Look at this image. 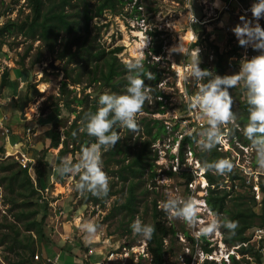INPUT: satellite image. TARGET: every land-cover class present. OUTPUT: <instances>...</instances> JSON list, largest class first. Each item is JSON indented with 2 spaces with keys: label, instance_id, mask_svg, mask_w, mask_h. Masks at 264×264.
<instances>
[{
  "label": "rangeland",
  "instance_id": "rangeland-1",
  "mask_svg": "<svg viewBox=\"0 0 264 264\" xmlns=\"http://www.w3.org/2000/svg\"><path fill=\"white\" fill-rule=\"evenodd\" d=\"M92 1L93 4H96V0ZM125 1V5L120 9L122 13L114 14L106 11L100 18H95L91 22L92 35L97 38L95 45L106 51L123 47V51L117 55L120 62L126 64L139 58L143 65L144 61L153 65L148 72L153 74L158 71L162 72L160 81L162 87L160 88L163 94L167 96L163 101L167 110L164 114H151L142 109L136 116L137 129L130 131L126 128H120V138L113 148L101 152L102 170L109 180V191L107 196L103 198L77 193L74 190V184L78 180V176L69 175L61 178L55 172V168L59 164V152L64 148L63 142L68 137L66 132L70 130L77 117V113L72 110L80 112L84 109L87 113L91 106L96 104V98L99 94L103 92L123 93L128 73L126 72L122 77H119L125 79L126 82L116 88H107L95 83L89 86L88 76L82 78V85H74L71 83L68 70L73 69L75 65L57 60L58 53L63 46L62 43L56 46L57 52H53L49 46L37 38L23 35L17 30L0 36V70H3V73L9 71L11 80L16 81L15 77L18 75L26 82V86L22 90L20 81L13 85L14 90L19 95V97L17 95L18 100L16 98L11 99V103L6 102L7 106L0 103V149L3 148L4 150L0 152V161H5L7 165L14 161L17 162L16 156H19L21 152L35 158L36 163L38 159H41L39 169L44 175L38 180L33 173L34 185L42 194H46L49 203L57 204L56 209L50 207L44 223L48 241L41 240L34 245L35 254L33 258L31 257L33 259L32 264L42 262L41 249L44 245L62 240L68 235L73 237V240L67 238V241H76L75 237L79 238L83 252L86 251L84 249L86 248L87 253L90 251L102 253L107 264H152V256L147 247L149 239L138 237L132 233L129 227L135 219L150 225H154L158 220L167 228L172 227L175 230L174 236L168 234L164 239V264H206L208 261L215 264H233L230 255H234L236 260L242 258L237 252L240 245L230 246L226 244L223 228L207 238L200 237L197 239L194 235L201 225H206L212 219L214 212L210 210L206 202L208 189L191 193L180 184L177 175L169 174L172 173L170 171L173 166L172 149L177 129L172 131L167 129V133H163L160 139L155 142L152 141L150 155L158 154L157 162L155 161L156 176L154 178H151L149 168L145 170L144 174L138 175L122 172L121 174L127 177V180L122 179L120 171L124 165L136 159L147 141L152 140L145 133V121L153 119L164 121L166 124L168 122L173 124L174 121H170L171 118L184 115L186 100L196 93L197 85L191 80L185 81L181 67L191 64L193 58L196 57L197 49L199 50L198 66L201 69L207 67L218 75H231L239 70L244 47L238 44L231 29L241 23L239 19L241 15L245 16L246 19H252L251 12L245 13L243 10L250 8L255 0H220V8L212 7L213 0ZM31 14L27 0H0V22L4 25L13 21L19 24L24 23ZM193 16L197 20L196 22H194ZM258 22L264 28V19H260ZM2 27L0 25V29ZM155 32L157 35L153 36L152 33ZM184 35H189V40L196 39V42L192 41L194 44L188 45V40L185 46H178L180 38ZM146 40L147 43L144 47ZM155 43L162 44L163 47L161 55L154 58L149 51ZM251 52L253 56L258 54L253 49ZM219 55L224 56L221 65H219ZM149 57L151 59L148 61ZM51 63L54 66H51ZM77 72V70L71 71V77L77 78ZM31 76L32 79L29 80ZM64 82H67V89L73 91L72 98L75 95L78 98L90 95L87 100L88 103L82 107L73 103L72 109H66L63 104L64 101L61 100V88ZM150 82L151 80L148 79V86ZM1 85L0 83V91L4 89ZM228 91L233 98L231 110L236 113L237 119L235 126L227 125L229 132L223 141V144L228 147L227 151L223 149L224 145L219 147L218 144L217 149L222 158H228L233 162L234 167L227 178L220 177L217 182L219 186L216 189L220 192L227 191L228 196L225 208L227 213L216 215L219 218H228L231 214L243 210L246 214V221L252 224L249 229L245 230L244 234L249 241L243 245L253 248L255 250L253 253L257 252L260 262L264 264V197L262 189L264 171L256 166L254 151L249 146V141L242 134V129L246 125V120L242 121L244 119L242 107L247 104L246 93L239 84L229 88ZM7 94L12 95L11 91L7 92L6 96ZM156 100L158 99L153 97L150 88L149 99L146 100L150 111L158 108ZM2 120L4 121L2 122ZM202 121L207 124L206 120ZM14 123L18 128L22 127L25 131L28 128L34 129L33 131L30 130L31 133L27 131L25 136L21 138L18 145L19 152L13 151L12 153L15 157H6L7 137L5 129L8 126L13 132H18V128L12 126ZM78 123L81 124L82 121ZM157 128L155 126L153 133L157 131ZM235 129L241 137L234 133ZM198 130L195 131V134ZM55 131H60L61 143L58 148L53 149L51 143ZM81 134L82 132L79 130L73 137L78 142L69 141L68 149L70 151L64 159L73 163L79 159L81 149L77 147ZM11 135L12 133L9 134L10 137L13 136ZM88 137L87 135L86 138ZM90 144L88 143L86 146ZM190 150L196 156L203 152L195 144L193 148L190 147ZM207 156L209 158V154ZM200 164L203 162L201 161ZM234 176L242 177L243 181L234 179ZM208 183L209 187L212 188L217 185L212 186L209 181ZM131 186H135L134 212L124 209ZM45 187L48 188L47 192H45ZM177 197L181 199L192 198L198 202L197 216L199 219L195 226L189 227L180 219H172L170 214L163 210L162 205L166 199ZM9 198L11 195L3 185H0V239L8 232L7 228H3L7 221L15 222L21 228L23 226L14 218L21 210L18 208L11 210L7 201ZM35 198L40 201V204L42 203L38 191ZM155 202L158 211L161 213L158 219L154 217ZM252 209L257 213L256 218H252L250 215ZM61 210L64 212L63 214H60ZM84 223L98 225L93 236L88 237L85 234L82 228ZM56 230L57 232H55ZM74 230L77 233H74ZM3 242L0 243V264H9L8 262L11 264H29L23 263L21 257L17 255L24 253L23 249H25L26 244H22L16 252H12L9 250V247H12L11 243L8 240ZM206 242L212 249V252L209 253L210 260L207 259L209 256L203 249ZM36 255L39 258L36 259ZM247 260L250 264H257L255 257L251 255L247 256Z\"/></svg>",
  "mask_w": 264,
  "mask_h": 264
},
{
  "label": "trees",
  "instance_id": "trees-1",
  "mask_svg": "<svg viewBox=\"0 0 264 264\" xmlns=\"http://www.w3.org/2000/svg\"><path fill=\"white\" fill-rule=\"evenodd\" d=\"M92 0H27V4L31 9V16H28L27 20L24 23L19 24L18 22H8L0 29V36L5 33H11L13 30H17L23 35H28L31 38H34L49 46L53 52L56 46L59 43H62V49L58 53L57 60L66 61L67 64H74L75 67L71 70H68V75L71 79V83L74 85H82V78L88 76L89 86L93 83L100 84L107 88H116L120 84L126 82L125 79L119 78L122 77L127 69L125 68V63H122L118 60V54L123 51V47H116L112 50L106 51L101 48H98L95 44L97 43L96 36L92 35L90 26L91 22L95 18H100L106 11L117 14L122 13L120 9L125 5V0H96V4L92 3ZM157 32L152 33L153 36H156ZM162 44H154L151 47V53L153 56H160L162 53ZM151 57L148 58V61ZM224 56L219 55V65L223 61ZM218 65V66H219ZM153 65L147 61H144L143 68L145 71H150ZM207 68V67H206ZM208 69V68H207ZM77 70V78L71 77V71ZM64 71V70H63ZM65 72V71H64ZM161 73L158 71L154 72V79H151L149 84V89H152L153 97H163L167 96L163 94L158 88V83L161 81ZM9 73L5 72L2 77L1 86H6ZM141 78L144 81V84L148 86V79L143 76L141 73ZM73 91L67 89V82L62 83L61 94L64 102V107L66 109H72L73 103H77L78 106L82 107L88 103V98L90 95H86L83 98H78L75 95L73 98L71 94ZM157 101L158 108L154 111H150L147 107V102L145 101L143 105V111L151 114H164L167 110V107L163 104V101ZM242 107L244 112V120L247 123L248 105L244 104ZM164 107V108H163ZM97 109V104L91 106L89 112H95ZM74 113H77L75 123L71 126L70 130L66 132L67 139L63 142L64 148L60 150L58 156V163H60L61 158H64L68 152L69 141L71 140L78 142L77 139H74V135L79 132V129L82 125L79 124V121H82L85 110H72ZM241 123L243 124V122ZM145 133L152 138V140L147 141L136 159L132 162L123 166V169L120 171V175L123 180H127V177L123 176L121 173H131L133 175L144 174L145 170L149 168L151 170V178L156 176L154 171L155 161L157 160L158 154L151 156L150 147L152 141L155 142L161 138L163 133H167L164 121L161 120H150L145 121ZM244 125V124H243ZM157 126V131L153 133V129ZM119 131V129H117ZM235 134L238 137H241L240 134L235 129ZM189 135L184 137L180 144V160L181 163H184L185 159V150L188 147H194V137ZM86 133L82 132L78 149L86 146L88 143H94L95 138L88 137L86 138ZM241 139V138H240ZM61 143L60 131H55L52 137L51 148H58ZM83 145V146H82ZM4 151L3 148L0 149V152ZM46 152V151H45ZM44 152V156H45ZM209 154V158L207 156ZM197 156L204 162H210L217 160L221 157L220 152L217 149V146L210 150L209 152L198 153ZM41 165V159H38L37 166V176L38 180L43 177V172L39 169ZM172 174L173 173H169ZM0 185H3L8 193L11 195L9 198L8 204L11 206V210L18 208L21 210L14 216L16 221L22 223V228L15 222L7 221L6 226L8 232L0 239V243L8 240L12 247H9V250L16 252L17 249L22 244H26L24 253L17 254L21 257L23 263H33V256L35 254L34 245L41 242V240L48 241V237L45 233L44 223L47 218L48 206L46 204L41 205L37 202L35 196L37 195V188L34 185V182L29 175L27 169H22L17 162L6 164L5 161H0ZM182 186L188 189V183L193 179L190 172L182 173L177 176ZM206 177L211 185H216L214 189L209 188L208 196L206 202L215 214L220 215L221 213H227L226 208V199L228 196L227 191L220 192L216 188L219 186L217 183L221 176L211 174L207 171ZM234 179H241L242 177L234 176ZM135 186L130 187V195L124 206V209H127L129 212H134V204L136 202L135 196ZM263 197H264V184H263ZM264 203V199H263ZM36 207V208H34ZM30 209V210H29ZM24 210V211H23ZM29 210V211H27ZM242 212H235L231 214L229 220L235 221L237 227L235 229V234H226L227 230L224 229L225 237L224 242L230 246L240 245L237 249V252L242 256L239 260H236L234 255H231L233 264H250L247 260V256L251 255L255 257L257 264H262L259 259V255L253 248L250 246H244L243 244L249 241L247 236H245V230L249 229L252 224L247 222L245 217L246 214L243 210ZM250 214L252 218L257 217V213L252 209ZM41 215V218L39 216ZM161 213L157 209L156 202L154 203V217L158 219ZM264 216V215H263ZM261 216V217H263ZM264 219V218H263ZM154 226V231L152 233L151 239L148 240V250L152 256V264H164L165 250H164V239L167 235H175V230L170 227L167 228L161 221H156ZM27 233V234H26ZM204 252L209 254L212 252V249L209 248V243L206 242L204 246ZM32 257V258H31ZM241 260V261H240ZM11 264L10 262H8ZM206 264H215L214 262H206Z\"/></svg>",
  "mask_w": 264,
  "mask_h": 264
},
{
  "label": "clouds",
  "instance_id": "clouds-1",
  "mask_svg": "<svg viewBox=\"0 0 264 264\" xmlns=\"http://www.w3.org/2000/svg\"><path fill=\"white\" fill-rule=\"evenodd\" d=\"M212 7L220 8V0H213ZM249 10L252 19H246L241 15L239 18L241 23L234 26L231 31L240 46L250 47L258 54L241 59L236 73L218 75L213 70L201 69L198 66L197 49L196 57L185 69L184 79L191 80L197 85V91L190 98L187 108L195 113L197 120L207 122V126L199 129L194 137L196 147L203 152H209L227 138L228 132L222 129L229 124L235 126L237 117L231 110L233 98L228 89L238 84L241 86L246 93L248 105L247 123L242 129V134L254 151L256 166L264 171V28L258 22L264 19V0H255ZM193 19L195 20L194 16ZM146 43L147 40L144 47ZM125 68L128 74L123 93L99 94L96 98V111L85 113L82 119L79 130L89 137H94L95 142L82 147L79 159L75 163L61 158L55 168V172L61 178L69 175L78 176L74 190L81 195L91 194L97 198L107 196L109 180L102 170L101 152L113 148L120 138L117 129L126 128L130 131L137 129L136 116L149 99V86L144 84L141 73L149 80L154 79V74L144 70L139 58L127 62ZM233 167V162L228 158H219L202 164L205 171L225 178L232 172ZM162 207L172 219H180L189 227L197 224L199 207L198 202L192 198H169L163 202ZM129 227L133 234L142 239H151L154 231L153 225L143 223L139 219L133 220ZM236 227L235 221L226 217L219 218L213 213L212 219L206 225H201L194 235L197 239L207 238L221 228L227 230L226 234L234 235ZM82 228L85 234L91 237L96 233L98 225L84 223Z\"/></svg>",
  "mask_w": 264,
  "mask_h": 264
},
{
  "label": "built area",
  "instance_id": "built-area-1",
  "mask_svg": "<svg viewBox=\"0 0 264 264\" xmlns=\"http://www.w3.org/2000/svg\"><path fill=\"white\" fill-rule=\"evenodd\" d=\"M130 1H132V0H130ZM135 4H136V2H135ZM249 9L250 8H248V9L246 8L243 11L245 13H249L250 12ZM196 21L197 20H194V22H196ZM0 25L4 26V23L0 22ZM192 41L196 42V39H194ZM242 53H243V58H251L253 56L250 48H244V51ZM187 66H188V64L181 67V69L184 73H185V69L187 68ZM158 85H159L158 86L159 90H161L160 87H162V83L159 82ZM157 99L159 101H164L163 97H158ZM189 100H190V96L186 100V105H185L186 109L184 111V115L180 116V117L175 116V118L170 119V121H174L173 124H171V122H168L167 124L164 123V125L166 127V131H167V129L170 131H172L173 129H177L176 139H175V143H174V146L172 149L173 166H172V169L170 171H172L173 175H177V176L182 174V173L190 172L193 179L188 183V191L191 193H194L197 190H202V191L207 190V189L209 190V188H212V187L211 186L209 187L208 180L206 179V176H205V174H206L205 170L202 168V164H200L201 163L200 158L198 156H196L195 153H193L190 150V147L187 148L188 150L187 149L185 150V159H184L183 164L181 163V160H180V144H181V141L184 139V137L189 136V135H193L196 130L207 126V124H205L202 120H197L195 118V113L187 108V104H188ZM222 130L229 132L228 126H226ZM9 134H10V129L6 127L5 135L7 138L9 137ZM223 143L224 142L220 143L219 147H222V145H224ZM18 145H19L18 143L13 144V148H15L17 150ZM223 149H225L227 151L228 147H226L224 145ZM17 152H19V151H17ZM10 156H11L10 153H6V157H10ZM16 160L22 169H27V170H30L35 163L32 158H30L29 156H27V154L22 153V152L19 153V156H16ZM188 161H190V162H188ZM198 177H199V180H197ZM212 189H214V188H212ZM47 191H48V188L45 189V192H47ZM43 195L45 196L46 194H43ZM46 199L47 198L45 196V200ZM205 206H206V204H205ZM61 214H63V212H61ZM209 255L210 254H207V256H209ZM37 258H38V256H36V259ZM207 259L210 260V256L207 257Z\"/></svg>",
  "mask_w": 264,
  "mask_h": 264
},
{
  "label": "crops",
  "instance_id": "crops-1",
  "mask_svg": "<svg viewBox=\"0 0 264 264\" xmlns=\"http://www.w3.org/2000/svg\"><path fill=\"white\" fill-rule=\"evenodd\" d=\"M192 40L193 39L189 40L188 45H191V43H193ZM244 48H243V51H244ZM5 63H8V62H5ZM8 73H9V71H8ZM4 74H5V72L3 73V70H0V83L2 82V77ZM15 79H16V81H14V79L11 80L10 79V73H9L8 80L6 82V86H4V89H2V91H0V103L1 104L3 103L5 106H7L6 102L11 103V99L16 98V100H18L17 91L14 90V87H13L14 83H16L17 81L19 83V81H20L21 90L23 88H25V86H26V82L23 80V78L21 76L16 75ZM31 79H32V76L30 77L29 80H31ZM9 91H11L12 95L7 94V96H6V93ZM2 95H3V97H2ZM10 96H12V97H10ZM18 97H19V95H18ZM1 100H3L4 102H2ZM5 119H6V117L4 118V120ZM4 120H2V122ZM12 126L15 127L16 126L15 123L12 124ZM19 126H21V125H19ZM7 128H9V127L7 126ZM21 128L22 127H19L17 129L18 132H13L12 129L9 128L10 133H12L13 136L11 135L12 137L9 136L8 138H6L7 151L5 152V154L10 152V155H11L10 157H14L12 154L13 151H16V152L19 151L18 150L19 148L17 150L15 148H13V144H15V143L19 144L21 138H23L25 136V133L27 131H28V133H31L30 130L33 131V129H34V128L33 129L28 128L29 130L27 129L25 131V129H23V128L21 129ZM13 129H15V128H13ZM28 141L30 142V140H28ZM53 149H56V148H53ZM30 158H32L35 163L32 166V168L30 170H27V171H28L29 175L31 176V178H33L32 174L34 173L36 178L38 179L37 172H36L37 166H38V160L36 163L35 158H33V157H30ZM33 181H34V178H33ZM45 188H47V187H45ZM37 191L40 193V196H41V201H42L41 205L46 204L48 206V209H47L48 214H49L50 207H53L56 209L57 204L54 205L53 203H49L47 201V199L45 200V196L41 193V191H39L38 189H37ZM45 201H47V202H45ZM37 202H40V201L37 200ZM61 212H63V211L61 210L60 214H61ZM47 217H48V215H47ZM57 228H59V227H57ZM55 232H57V230ZM74 233H77V231L74 230ZM67 238H68V240H73L72 239L73 237L68 235L67 237L62 238V240H58L57 242L53 241L51 243L49 242L46 245H44L41 249L42 262H38V264H49V263H52V264H107L106 258L104 257V255L102 253H100L98 251H96V252L90 251L87 253L86 248H84L86 251L83 252L81 249L82 244L79 243L80 240L78 237H75L76 241H67ZM84 245H86V244H84ZM79 246H80V248H79ZM36 256H38V255H36ZM82 257H84V258L82 259ZM38 258H39V256H38Z\"/></svg>",
  "mask_w": 264,
  "mask_h": 264
},
{
  "label": "bare ground",
  "instance_id": "bare-ground-1",
  "mask_svg": "<svg viewBox=\"0 0 264 264\" xmlns=\"http://www.w3.org/2000/svg\"><path fill=\"white\" fill-rule=\"evenodd\" d=\"M138 35H140L139 33H138ZM189 40V35L187 36H182L181 38H180V42H179V44H178V46H180V47H183V46H185V44L187 43V41ZM203 206H204V204H203ZM139 250V249H138ZM137 250V251H138Z\"/></svg>",
  "mask_w": 264,
  "mask_h": 264
},
{
  "label": "water",
  "instance_id": "water-1",
  "mask_svg": "<svg viewBox=\"0 0 264 264\" xmlns=\"http://www.w3.org/2000/svg\"><path fill=\"white\" fill-rule=\"evenodd\" d=\"M51 66H54V64H53V63H51ZM49 264H52V263H49Z\"/></svg>",
  "mask_w": 264,
  "mask_h": 264
}]
</instances>
